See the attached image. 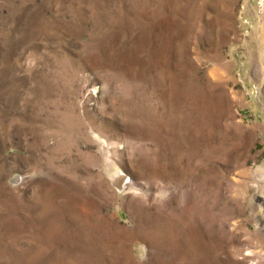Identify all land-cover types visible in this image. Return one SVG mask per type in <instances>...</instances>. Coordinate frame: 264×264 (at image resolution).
Instances as JSON below:
<instances>
[{"label":"rangeland","instance_id":"rangeland-1","mask_svg":"<svg viewBox=\"0 0 264 264\" xmlns=\"http://www.w3.org/2000/svg\"><path fill=\"white\" fill-rule=\"evenodd\" d=\"M0 264H264V0H0Z\"/></svg>","mask_w":264,"mask_h":264},{"label":"bare ground","instance_id":"bare-ground-1","mask_svg":"<svg viewBox=\"0 0 264 264\" xmlns=\"http://www.w3.org/2000/svg\"><path fill=\"white\" fill-rule=\"evenodd\" d=\"M119 173V172H118ZM112 179V178H111ZM124 182V181H123ZM128 182V181H127ZM124 190V189H123Z\"/></svg>","mask_w":264,"mask_h":264}]
</instances>
